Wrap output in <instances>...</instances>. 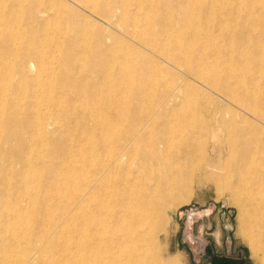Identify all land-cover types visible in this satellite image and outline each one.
I'll return each instance as SVG.
<instances>
[{"label": "bare ground", "instance_id": "obj_1", "mask_svg": "<svg viewBox=\"0 0 264 264\" xmlns=\"http://www.w3.org/2000/svg\"><path fill=\"white\" fill-rule=\"evenodd\" d=\"M223 179L264 262V0H0V264H164Z\"/></svg>", "mask_w": 264, "mask_h": 264}, {"label": "rangeland", "instance_id": "obj_2", "mask_svg": "<svg viewBox=\"0 0 264 264\" xmlns=\"http://www.w3.org/2000/svg\"><path fill=\"white\" fill-rule=\"evenodd\" d=\"M237 19V23L244 20L243 18ZM253 20L254 19L250 20V23H252ZM98 24H100L103 28H108L105 22L98 21ZM110 31L114 32L124 40L129 41V39H126V37L120 34L119 31ZM210 32L212 34L214 33V31H212V27ZM259 33L260 29H254L253 34ZM129 42L136 45V43L132 40ZM253 44H255V42L251 37L244 38L243 46L245 48H250ZM198 77V79L201 80L200 78L203 79L205 74L200 72ZM36 88L37 91L41 90V87ZM209 95L215 96L211 93ZM209 95H207V97H210ZM224 103L227 102L224 101ZM228 183V179H223L218 183L211 182L199 184L198 182H195L191 185V196H189L190 198L187 202L180 204L177 208H172L167 211L168 215L167 221L165 222L166 224H164L163 228L160 229L157 237L159 257L160 260L162 259L161 262L164 264L167 262V264H172V260L178 256L177 258H179V264H192L191 252L186 247L189 243L186 238L187 234H184V232H186V230L184 231L186 227L184 214L190 209H207V212L212 211V214L207 217L208 219H206V217L204 219L207 223L212 224V229L208 231L209 236L204 235L208 237L207 239L213 242H218V237L220 235H229L233 241V245L235 247H242L245 251L244 254L248 264H264L261 254L259 253V258L253 255V251L245 240V237L241 231H239V206L231 197V191L227 188ZM194 226L195 228L192 229L195 231V229L198 228L197 223H195ZM182 237L186 238L184 245L180 240Z\"/></svg>", "mask_w": 264, "mask_h": 264}, {"label": "flooded vegetation", "instance_id": "obj_3", "mask_svg": "<svg viewBox=\"0 0 264 264\" xmlns=\"http://www.w3.org/2000/svg\"><path fill=\"white\" fill-rule=\"evenodd\" d=\"M211 214L212 211L207 212V209H190L184 214L186 226L184 234H187L189 243L186 247L191 252L192 264H248L245 251L242 247H235L229 235H220L218 242H213L204 236H209L208 231L212 229V224L204 220ZM195 223L198 228L194 231L192 228H195ZM186 238L180 239L183 245Z\"/></svg>", "mask_w": 264, "mask_h": 264}]
</instances>
